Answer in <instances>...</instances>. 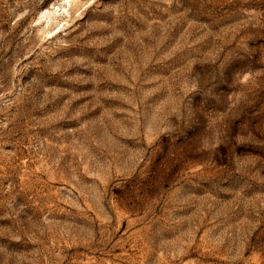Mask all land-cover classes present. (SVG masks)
I'll use <instances>...</instances> for the list:
<instances>
[{
	"label": "rangeland",
	"instance_id": "374dc122",
	"mask_svg": "<svg viewBox=\"0 0 264 264\" xmlns=\"http://www.w3.org/2000/svg\"><path fill=\"white\" fill-rule=\"evenodd\" d=\"M0 264H264V0H0Z\"/></svg>",
	"mask_w": 264,
	"mask_h": 264
}]
</instances>
